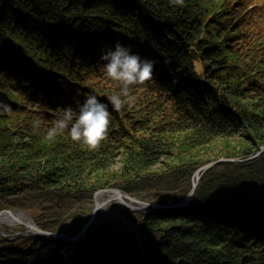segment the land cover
Returning a JSON list of instances; mask_svg holds the SVG:
<instances>
[{
    "label": "trees",
    "instance_id": "16d2710c",
    "mask_svg": "<svg viewBox=\"0 0 264 264\" xmlns=\"http://www.w3.org/2000/svg\"><path fill=\"white\" fill-rule=\"evenodd\" d=\"M260 1L0 0V92L9 100L0 107V213L18 210L51 232L99 191L151 192L155 204H178L203 164L242 160L208 170L181 208L132 214L152 234L147 241L140 231L141 249L130 239L128 248L112 246L108 238L132 236L110 224L111 235L105 225L98 234L106 245L86 240L88 230L75 242L0 239V264H264V152L248 160L264 147V75L244 57L238 65L216 11L229 6L231 27L236 12L250 14L234 26L262 60L264 7L248 11ZM115 41L155 61L153 77L119 110L108 101L119 85L99 60ZM87 93L113 113L102 143L44 139L59 109Z\"/></svg>",
    "mask_w": 264,
    "mask_h": 264
},
{
    "label": "rangeland",
    "instance_id": "374dc122",
    "mask_svg": "<svg viewBox=\"0 0 264 264\" xmlns=\"http://www.w3.org/2000/svg\"><path fill=\"white\" fill-rule=\"evenodd\" d=\"M262 5L264 7V0H261L260 2L257 3L256 6H253L252 8H251V6H249L248 7L249 9L248 8L247 9H248V11L251 10L252 13L254 14V13H256L257 10L262 8ZM217 6H218V4H217ZM225 9L229 10L230 8L228 5L223 4L221 6V8H218L216 10L217 11V17H219V24H221L224 27H227V26L230 27L229 31L226 30V31H228V33H227V38L225 39L224 42L231 45L232 50L237 51L238 59H239V61H238L239 66H243L240 59H241V57H244V60L246 63H249V65L252 68H255V69L257 68L258 73H262L264 75V57L262 58V60L260 59V57L262 56L263 53H261V51L258 50V45H254L251 41L246 40L245 38H242V36L238 35L239 32L236 31L237 27L234 26L238 22H240V23L245 22L246 23V20H250V17H251L250 14H248L246 12L247 14L243 15L242 12H240V13L236 12L237 20L235 19V23L231 27L230 23H232L233 20H230V18H229L230 14L228 13L229 15H227V13H225ZM251 20L254 21V18H251ZM236 21H238V22H236ZM240 23H238V24H240ZM256 23L261 25L260 20H256ZM253 24H254V22H250L249 27H251ZM233 27H234V29H233ZM245 34L248 35V32H244L243 36ZM254 53L256 54V57L253 56ZM243 55H246V56H243ZM230 63L234 64L232 59H230ZM193 64H194L195 71L201 72L200 63L193 62ZM232 70H235V68ZM232 70H230V74L226 73L225 76L232 75L233 74V73H231ZM235 72H236V75L243 74L242 67L240 68V71L238 69H236ZM210 161L216 162L217 160L212 161V159H211ZM211 162H207V163L203 164L201 167H203L204 165H207L208 163H211ZM217 163H219V162H217ZM195 172H194V174L190 180L191 185H192L193 179L196 175ZM199 173L202 175L203 172L199 171L198 174ZM103 194L105 196V195H108L110 193H103ZM110 195L113 196L112 194H110ZM121 197H122V200L126 204H129L130 206H132L134 208H140V207H149V208L146 210H142V211H134L131 209H127L113 196V198L107 202V205L111 210H113L112 211L113 213L118 214L120 219H117V218H115V216H113L111 219L97 220L98 214H96V219L93 221V223L87 229L91 235L87 234V236H90V237H87L86 240H92V241L94 240V241H97L98 243H102V244L106 245V243L103 242L104 239L102 237H98L99 236L98 234H101V233L103 234V232H102L103 228L101 225H105V234L108 235L109 232H108V229L106 228V225L112 224V225L117 226V227H122L123 229H125V232L128 235L132 236L130 238H129V236H126L127 241H125V240L119 241L120 239H114V238L110 237V238H108V241H110L112 239L116 241V242H114V241L112 242V243H115V245H112V246H114L115 248H117V247L118 248L123 247V249L128 248L127 245H123V244H125V242H126V244H129V239H130V243H132L134 245V247L141 249L142 241L140 238V231H142L144 233L146 240L148 239L147 238L148 236H146V235H152V234L147 233V231H144L143 228L139 231V229L137 227H135L134 224L131 222L132 214L136 215V213H138V212H145V211L153 210V209L155 210L158 208H152L151 209L150 207L154 206V205H163V204H155V202H153L154 200L152 198L151 192H142V193L133 194V195H124L121 192ZM95 204H96V196L92 201L87 200V201L80 203L79 206L74 211H72L73 214L69 218L62 221L61 225L55 231H51L49 233L62 234L63 236H66L68 238V240H72L74 242L79 241L81 239H84V237L86 238V233L88 232L87 230H86L87 232L85 231L80 237H78L77 239H74L78 235V233L81 229L84 217H86L91 212V210L94 208ZM165 204H168V203H165ZM11 212L23 213V212H20L18 210H7L6 213H2V214H7V213H11ZM23 214H25V213H23ZM25 215L31 219V217L29 215H27V214H25ZM109 235H111V234H109ZM29 236H37L38 237L39 235H37V233L32 231L29 227H27L23 224L17 223V221L12 222V223L11 222H3L0 224V239H6L8 241H17V240L22 241V239L27 238ZM58 239H61V238H58ZM148 240L150 241V239H148ZM120 245H122V246H120ZM145 253L143 252V255L145 257H147L148 259L152 260V258L148 254H145Z\"/></svg>",
    "mask_w": 264,
    "mask_h": 264
},
{
    "label": "clouds",
    "instance_id": "9594fccd",
    "mask_svg": "<svg viewBox=\"0 0 264 264\" xmlns=\"http://www.w3.org/2000/svg\"><path fill=\"white\" fill-rule=\"evenodd\" d=\"M99 60L105 75L116 82L118 90L109 95L113 109L119 110L133 91V87L149 81L153 77L155 61L133 52L129 46L115 41L101 49ZM113 113L109 104L96 94L87 93L76 103L59 109L51 126L43 133L44 139L55 142L61 137H69L73 142L82 143L91 149L97 148L105 139ZM42 120L34 122L35 129L41 130Z\"/></svg>",
    "mask_w": 264,
    "mask_h": 264
},
{
    "label": "water",
    "instance_id": "95a60500",
    "mask_svg": "<svg viewBox=\"0 0 264 264\" xmlns=\"http://www.w3.org/2000/svg\"><path fill=\"white\" fill-rule=\"evenodd\" d=\"M8 103H9V100H8L6 94L4 92H0V107L3 108ZM262 152H264V147H261L259 149V151L256 154H254L252 157L248 158V160L259 156ZM224 161L242 162V160L224 159V158H222V159L217 160L216 162H211V163H208L207 165H204L203 167H200L195 172V174L198 175L199 171L203 172V171L213 167L217 162H224ZM196 179H198V177ZM196 182H197V180L195 181V183H192L191 190L188 192L187 196L181 201V203L176 204V205H169V204L154 205V206H151L150 208L151 209L152 208L173 209V208H176V207H180L181 208L182 206L187 204V202L189 201L190 197L192 196L193 190H194V188L196 186ZM102 193H110V194H112L114 196V198L117 199L127 209H131V210H134V211H142V210H146V209L149 208V207L134 208V207L130 206L129 204H126L122 200L121 192L118 191V190H102V191H99L96 194V204H95L94 208L91 210V212L86 217H84L81 229H80L78 235L74 239H77L78 237H80L88 229V227L93 223V221L96 219V214L99 212V205H100L97 199H98V196L100 194H102ZM3 215L4 214L0 213V217H3ZM22 215L25 216V214H23V213H22ZM17 223L23 224V225L29 227L32 231L37 233V235H39L40 237L45 238V239H56V238L68 239L66 236H63L62 234L49 233V232L42 231L41 229L38 228V226L30 218H28L26 220L17 221Z\"/></svg>",
    "mask_w": 264,
    "mask_h": 264
},
{
    "label": "bare ground",
    "instance_id": "6f19581e",
    "mask_svg": "<svg viewBox=\"0 0 264 264\" xmlns=\"http://www.w3.org/2000/svg\"><path fill=\"white\" fill-rule=\"evenodd\" d=\"M6 106V105H5ZM4 106V107H5ZM3 107V108H4ZM212 168H214V166L213 167H211V168H209V169H207V170H205V171H203V173H202V175L199 173L198 175H196L195 177H194V179H193V182L192 183H195V181L197 180V182H196V186H197V184H198V182H199V180H200V178L208 171V170H210V169H212ZM198 177V179H196ZM196 186H195V188H194V190H193V194H194V191H195V189H196ZM191 190V189H190ZM188 194V193H187ZM192 194V195H193ZM187 196V195H186ZM185 196V197H186ZM192 197V196H191ZM191 197H190V199H191ZM113 198V196H111L110 194H108V195H105L104 196V194L102 193V194H100L99 196H98V202H99V212L97 213L98 214V219L97 220H107V219H111L113 216H115V218H117V219H120L119 218V216H118V214L117 213H113L112 211L113 210H111L109 207H108V205H107V202L108 201H110L111 199ZM189 199V200H190ZM189 202V201H188ZM187 202V203H188ZM169 205H176V204H171V203H168ZM183 207V206H182ZM176 208H180V207H176ZM176 208H173V209H176ZM160 209V208H159ZM29 217L28 216H24V215H22V213H17V212H11V213H7V214H4L3 215V217H0V224L1 223H3V222H16V221H21V220H26V219H28Z\"/></svg>",
    "mask_w": 264,
    "mask_h": 264
}]
</instances>
